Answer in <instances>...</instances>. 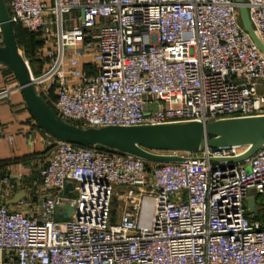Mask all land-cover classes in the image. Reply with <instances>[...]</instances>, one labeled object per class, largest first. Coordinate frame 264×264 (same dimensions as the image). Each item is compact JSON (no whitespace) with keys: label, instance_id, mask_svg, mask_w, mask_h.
<instances>
[{"label":"built area","instance_id":"built-area-1","mask_svg":"<svg viewBox=\"0 0 264 264\" xmlns=\"http://www.w3.org/2000/svg\"><path fill=\"white\" fill-rule=\"evenodd\" d=\"M4 1L12 24L41 36L43 68L37 76L30 68L32 81L69 124L264 117V54L235 0ZM244 5L264 46V0ZM17 91L18 83L6 85L0 103ZM247 149L169 152L187 160L152 164L57 142L40 170L51 194L37 205L21 200L15 211L0 206V264H264V208L256 213L257 200L264 207V146L242 163L215 162ZM115 187L123 192L112 222ZM65 206L74 209L69 219L57 216Z\"/></svg>","mask_w":264,"mask_h":264},{"label":"water","instance_id":"water-1","mask_svg":"<svg viewBox=\"0 0 264 264\" xmlns=\"http://www.w3.org/2000/svg\"><path fill=\"white\" fill-rule=\"evenodd\" d=\"M244 29L249 33L260 51L264 46L256 36L244 0H235ZM0 64L9 68L21 90L26 106L37 126L57 142L76 146H101L123 154L132 155L151 163H180L187 159L178 155L155 152L196 153L205 147H247L240 157L215 160L218 163H242L253 157L264 146V117L227 119L212 123H179L168 125H146L137 127L109 126L102 128H80L58 117L50 105L41 97L33 84L30 66L20 53L13 24L4 0H0ZM73 185H68L65 195H70ZM19 193L12 203L22 200ZM255 208L254 199L249 200L250 212ZM74 213L65 206L57 216L69 219Z\"/></svg>","mask_w":264,"mask_h":264},{"label":"crops","instance_id":"crops-1","mask_svg":"<svg viewBox=\"0 0 264 264\" xmlns=\"http://www.w3.org/2000/svg\"><path fill=\"white\" fill-rule=\"evenodd\" d=\"M53 5L51 0H41ZM43 47L36 52L38 60ZM10 69L0 71V90L15 85ZM11 139V140H10ZM57 141L43 132L31 116L21 91L0 103V206L19 210L20 203H12L19 193L22 200L35 205L51 193L41 185L40 170L49 161Z\"/></svg>","mask_w":264,"mask_h":264},{"label":"trees","instance_id":"trees-1","mask_svg":"<svg viewBox=\"0 0 264 264\" xmlns=\"http://www.w3.org/2000/svg\"><path fill=\"white\" fill-rule=\"evenodd\" d=\"M16 41L19 49H22L24 51V57L27 61H29V66L35 76L40 75L42 72L43 64L35 59L37 50L41 49L43 47V41L41 39V36L38 34H31L28 33L21 25L19 24H13ZM0 45L3 46V41H1ZM51 100H47V103L50 105V107L54 110L53 107V100H55V97H51ZM102 149H107L101 146H98ZM111 150V149H108ZM112 151V150H111ZM158 154H165L168 152H155Z\"/></svg>","mask_w":264,"mask_h":264},{"label":"rangeland","instance_id":"rangeland-1","mask_svg":"<svg viewBox=\"0 0 264 264\" xmlns=\"http://www.w3.org/2000/svg\"><path fill=\"white\" fill-rule=\"evenodd\" d=\"M52 1V4L54 3V0H51ZM48 5V4H47ZM48 6H51V5H48ZM238 18H239V21L242 23L241 21V18H240V14H238ZM20 50V53L22 54V56H24V51L22 49H19ZM25 58V57H24ZM27 61V60H26ZM28 64H29V61H27ZM6 69H9L7 68L6 66H4ZM166 155H168L169 153H165ZM154 164V163H152ZM123 192V188L122 187H115V190H114V195H113V198H112V204H111V216H112V222H115L118 220V216H119V208H120V201H119V198L118 196ZM248 195L249 197H253V196H256L257 195V191L255 189H250L248 191ZM257 208H256V213L257 214H260L263 210V206L259 204V201L257 200Z\"/></svg>","mask_w":264,"mask_h":264}]
</instances>
